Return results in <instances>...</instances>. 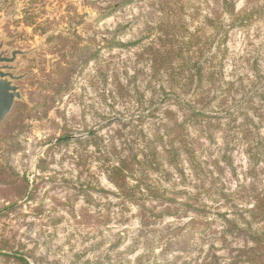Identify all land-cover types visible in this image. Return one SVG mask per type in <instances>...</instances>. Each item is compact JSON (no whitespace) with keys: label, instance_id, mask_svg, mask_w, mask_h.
I'll return each mask as SVG.
<instances>
[{"label":"rangeland","instance_id":"1","mask_svg":"<svg viewBox=\"0 0 264 264\" xmlns=\"http://www.w3.org/2000/svg\"><path fill=\"white\" fill-rule=\"evenodd\" d=\"M121 1L0 0L4 47L31 50L15 61L23 99L0 126V264H25L18 252L29 264L227 262L253 242L227 232L223 215L264 233V216L251 213L264 193V0H234L244 24L216 29L210 50L208 0L182 1L176 34L157 25L171 11L161 0L113 9ZM168 32L185 48L172 56L180 67L153 77L137 53ZM173 121L192 160L181 153L178 167L166 158L151 170L162 196L120 197L110 160L139 153L145 134Z\"/></svg>","mask_w":264,"mask_h":264},{"label":"trees","instance_id":"2","mask_svg":"<svg viewBox=\"0 0 264 264\" xmlns=\"http://www.w3.org/2000/svg\"><path fill=\"white\" fill-rule=\"evenodd\" d=\"M132 1L133 0H122L118 5H115L113 9L124 6ZM182 1L184 3L186 2L185 0H161V4L166 5V8H169L168 11L170 9L171 11L169 15H166V18H160L157 25H172L173 28H176L171 31L173 34L183 32V25H185V23L181 14L184 9V3H182ZM213 2L219 3L220 1L208 0L207 4L209 12L205 16L204 25L206 30L209 29L211 34L207 36L206 41L203 43L202 50H210L214 44L215 39H213L212 36L215 34L214 31L216 29L224 31L222 28L225 27V25L238 24V22L244 24V21L241 19V11H238L235 7L236 3L234 0H221L219 5H212ZM225 13L229 15L228 17L231 20L230 24H227L223 19ZM200 31H204V29H197L195 34L190 35V43L196 41V38L199 37L198 32ZM169 32L166 34L164 33V36L160 34L156 40L144 46L142 50L137 53L138 58L146 59L151 63V69L154 71L153 77H156L161 69H164V71L171 75L173 71H175L176 66L180 67L179 64L181 60L174 62L172 56L177 55V51L183 53L185 48L180 47L179 50H177L178 47H172L171 44L173 40L170 39L171 35ZM169 41H171V43ZM115 42L116 41H113L112 44ZM117 44L121 45L122 43ZM197 44H199L198 39ZM82 49L83 48L79 47V50ZM214 57L215 54H212L211 58ZM193 62L191 74H194L193 72L200 73V71L203 70V65L199 64V60ZM193 67L196 71H194ZM167 112L172 113L171 111ZM180 126L181 124L177 121H173L172 123H162V131H157L152 140L149 137H146L147 135L145 134L142 139L143 145L138 150L139 153L124 154L116 152V157L110 160L106 172L108 180L115 186L120 197L137 203L141 198L153 200L154 198L162 196L159 193V187H156L152 182H149L151 170L159 171L164 166L166 158H168V162L171 165L178 167L181 153H186L187 156L189 155V160L191 159V156H193V145L189 144L187 134L184 132L178 133ZM69 138L70 136L60 137L58 141H68ZM159 143L161 144L160 147H158ZM151 157H153L154 163H152V160L150 159ZM28 195L29 193L27 196ZM255 198L257 201L253 209H251V213L254 217L258 215L264 216V193L256 195ZM14 205H16V202L9 206H5L2 208L1 213H6V210ZM139 210L142 214L141 222H146L147 220H144V217L145 219H148V217L145 216V211H147L148 208L145 204H140ZM166 211L167 208L162 209L160 214ZM153 214L154 216H158L157 213ZM223 216L227 223V232H230L235 236L245 234L249 240L253 242V245L247 244L236 248V250H234L235 248L232 249L227 262H223L219 257H215L214 260L206 261L205 264H264V233L254 230L250 222H247L245 226H241L237 220L229 219L226 215ZM19 253L21 252H18L16 255L18 259L22 263L29 264L27 257H25L23 253Z\"/></svg>","mask_w":264,"mask_h":264},{"label":"water","instance_id":"3","mask_svg":"<svg viewBox=\"0 0 264 264\" xmlns=\"http://www.w3.org/2000/svg\"><path fill=\"white\" fill-rule=\"evenodd\" d=\"M31 50L4 47V39H0V124L12 112L16 102L23 99L20 86L16 83L25 74H17L15 61L20 55L30 54ZM1 158V155H0Z\"/></svg>","mask_w":264,"mask_h":264}]
</instances>
